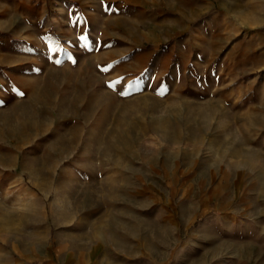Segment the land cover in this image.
<instances>
[{
	"label": "rangeland",
	"instance_id": "374dc122",
	"mask_svg": "<svg viewBox=\"0 0 264 264\" xmlns=\"http://www.w3.org/2000/svg\"><path fill=\"white\" fill-rule=\"evenodd\" d=\"M0 264H264V0H0Z\"/></svg>",
	"mask_w": 264,
	"mask_h": 264
}]
</instances>
